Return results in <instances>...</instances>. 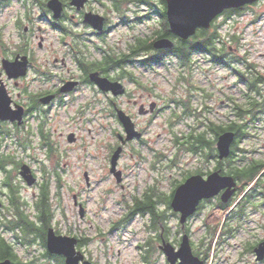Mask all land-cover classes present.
Listing matches in <instances>:
<instances>
[{"label": "clouds", "instance_id": "9594fccd", "mask_svg": "<svg viewBox=\"0 0 264 264\" xmlns=\"http://www.w3.org/2000/svg\"><path fill=\"white\" fill-rule=\"evenodd\" d=\"M0 264H264V0H0Z\"/></svg>", "mask_w": 264, "mask_h": 264}]
</instances>
